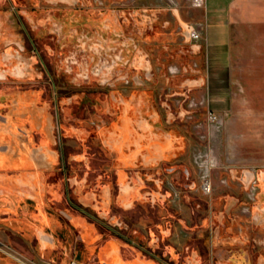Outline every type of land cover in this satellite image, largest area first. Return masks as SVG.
Wrapping results in <instances>:
<instances>
[{"label": "rangeland", "instance_id": "1", "mask_svg": "<svg viewBox=\"0 0 264 264\" xmlns=\"http://www.w3.org/2000/svg\"><path fill=\"white\" fill-rule=\"evenodd\" d=\"M195 8L193 0H0V134L9 136L0 153L33 161L0 167L1 186L37 174L44 205L66 223L82 216L104 237L121 233L147 246L149 227L159 222L164 253L174 246L194 253V264H264V132H241L231 115L225 126L209 121L204 49L186 29L201 27ZM135 126L173 134L177 143L159 164L128 166L160 178L166 196L123 209L118 153L104 130L143 146ZM25 200V211L37 209L36 199ZM12 218L0 211V246L9 252L18 250Z\"/></svg>", "mask_w": 264, "mask_h": 264}, {"label": "crops", "instance_id": "2", "mask_svg": "<svg viewBox=\"0 0 264 264\" xmlns=\"http://www.w3.org/2000/svg\"><path fill=\"white\" fill-rule=\"evenodd\" d=\"M194 13L199 16L195 22L202 32L205 67L201 82L209 109L223 117L224 126L231 115L237 118L241 132H264V0H205L204 6L195 8ZM147 128L135 129L142 134L139 139L145 140L143 146L135 138L128 145L113 134L109 145L121 154L122 160L133 163L140 156L145 164L171 157L177 143L173 134H153ZM166 141L170 146L163 144ZM133 145L136 150L128 153L125 148ZM3 178L0 175V186L7 180ZM16 180L29 189H17ZM16 180L8 179L15 189L11 185L0 188V211L13 215L10 228L16 233L18 250L9 252L0 246V264H68L73 257L80 264H159L155 259L139 256L120 240L98 244L95 226L82 217L74 216L72 222L66 223L56 213H50L44 205L39 175H21ZM24 196L25 202L36 199L37 209L25 211ZM75 239L80 241L84 255L61 258L62 250L70 248Z\"/></svg>", "mask_w": 264, "mask_h": 264}, {"label": "flooded vegetation", "instance_id": "3", "mask_svg": "<svg viewBox=\"0 0 264 264\" xmlns=\"http://www.w3.org/2000/svg\"><path fill=\"white\" fill-rule=\"evenodd\" d=\"M195 25H190L187 26V34L188 37L190 36V31L192 27ZM190 39V38H189ZM192 41V40H191ZM200 41V40H199ZM194 42V41H193ZM13 125V124H12ZM135 129L136 126H135ZM143 129V128H142ZM111 130L112 128L105 129L104 133L107 137V143L109 144L111 141ZM9 139V136L7 133L5 134H0V142ZM133 141V139H132ZM131 143V142H130ZM128 143V145L130 144ZM45 145V144H44ZM127 146V145H126ZM127 152H130L131 150L134 151L135 145L132 146V148H125ZM28 154V153H27ZM136 154V153H135ZM30 157V156H29ZM168 158V157H167ZM165 158V159H167ZM143 160V158L140 156L139 160L137 162H132V161H124L120 158V154H118V161H117V169L115 172V177L117 180H119V184L117 185V199L118 203L121 208L123 209H128L131 207V205L137 200V199H144L146 201H149L151 203H156L157 200H161V197H165L166 194L162 192V180L158 178L157 176H152L148 173L142 172V171H137L135 173H131L130 170H128V166L130 165H138L140 160ZM61 160H65V153H64V148H62V156ZM164 160V159H163ZM160 161L162 160H157L153 163L150 164H159ZM144 162V160H143ZM27 163H33V161L30 159H27L24 154H21L19 158L17 159H10L7 153H0V167H16V166H23L26 165ZM147 164V165H150ZM144 169V168H143ZM170 172H175V168L171 167ZM186 175L189 177L190 172L187 171ZM254 180H257V192L254 197L250 195L251 193V188H252V182ZM259 179L257 178L256 175H252L249 179V193L248 197L251 201H255L257 199V194L259 191ZM8 186L2 185V188L9 187V183L7 184ZM13 185V184H12ZM130 196L129 200L126 201V196ZM107 201V197L105 198V202ZM107 203V202H106ZM73 207L78 210L81 213H84L86 216H91L90 215V210L88 209L87 206H83L82 204H74ZM249 210V208H248ZM82 217V216H79ZM85 219L84 217H82ZM86 220V219H85ZM87 221V220H86ZM92 225L95 226L96 231H97V243L101 244L104 242H107L109 240H120L124 246L127 248H130L133 250L135 253H138L137 248L144 249L146 252L145 254H138L139 256L147 259H155L158 261L159 264H179V263H184V264H194V261L196 259L195 254L190 253L189 249L187 248L186 252L185 251H178L174 246H170L167 250L166 253L162 252L160 249V242H163L166 236L165 233H163V228L162 224L159 222H156L153 226L149 227V232L151 239L147 246L145 243L143 244H138L134 242L132 238H129L121 233H117L115 236L112 237H104V234L98 230V227L96 223L90 222ZM169 229V228H168ZM158 233V234H157ZM164 235V236H163ZM74 245V251H73V246ZM137 247V248H136ZM78 248L81 249V253L78 252ZM78 253V255L83 256V251H82V246L80 244V241L75 239L71 242L70 248H64L62 250L61 258L63 259H69L74 256V254ZM167 255L170 256V258H167ZM55 262L54 264H56Z\"/></svg>", "mask_w": 264, "mask_h": 264}, {"label": "built area", "instance_id": "4", "mask_svg": "<svg viewBox=\"0 0 264 264\" xmlns=\"http://www.w3.org/2000/svg\"><path fill=\"white\" fill-rule=\"evenodd\" d=\"M204 4H205V0H193V5L195 7H203ZM201 37H202L201 29L197 28L196 26L192 27L190 31V36H189L190 40L197 42L201 40ZM208 119L212 124H217L218 126H222L224 124L223 117L212 110L208 112ZM211 188H212L211 183L205 180L203 182L202 189L206 193H209L211 192ZM256 192H257V180H254L252 182V188H251L250 195L254 197ZM69 264H80V263L77 260H71Z\"/></svg>", "mask_w": 264, "mask_h": 264}, {"label": "bare ground", "instance_id": "5", "mask_svg": "<svg viewBox=\"0 0 264 264\" xmlns=\"http://www.w3.org/2000/svg\"><path fill=\"white\" fill-rule=\"evenodd\" d=\"M169 151V150H168ZM168 153V152H167Z\"/></svg>", "mask_w": 264, "mask_h": 264}]
</instances>
